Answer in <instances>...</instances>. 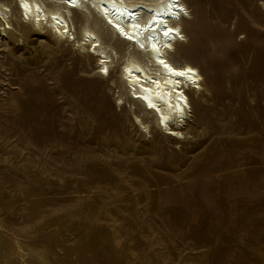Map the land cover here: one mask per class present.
<instances>
[{
	"label": "rangeland",
	"instance_id": "374dc122",
	"mask_svg": "<svg viewBox=\"0 0 264 264\" xmlns=\"http://www.w3.org/2000/svg\"><path fill=\"white\" fill-rule=\"evenodd\" d=\"M184 1L193 18L173 57L199 67L205 94L191 95L178 143L143 136L115 105L119 40L98 24L120 56L101 77L46 34L16 39L12 7L0 38V264H179L168 221L188 208L204 215L186 226V264H213L221 241L233 261L264 254V0ZM229 217L256 227L221 224Z\"/></svg>",
	"mask_w": 264,
	"mask_h": 264
},
{
	"label": "bare ground",
	"instance_id": "6f19581e",
	"mask_svg": "<svg viewBox=\"0 0 264 264\" xmlns=\"http://www.w3.org/2000/svg\"><path fill=\"white\" fill-rule=\"evenodd\" d=\"M12 7L23 26L22 33L12 34L16 39L25 40L28 32L46 34L55 44L69 45L92 59L98 76L102 77L109 75L110 67L114 66L113 56L116 55L118 61L120 56L112 42L101 37L99 24L109 32L112 41L119 40L124 52L118 67L124 91L115 98V105L128 111L137 130L147 138L152 130L175 143L190 138L186 125L191 118V95H203L205 88L196 64L185 56H181L180 61L173 57L178 46L186 48L188 41L183 23L193 18L184 0H0V38L13 30ZM74 15L82 17L78 27ZM217 191L221 197L226 194L222 186H218ZM261 193L258 190L254 194ZM198 198L204 199L202 196L193 199ZM191 200L182 196L181 205L188 207ZM261 212L260 206L256 214L262 215ZM175 215L172 212L169 215V230L172 237L178 236L179 264H186L183 259L190 256L185 248L194 246L185 234L186 226H193L197 217L204 214L188 208L182 210L178 218ZM221 224L252 226L246 219L230 217ZM174 227L179 231L177 234ZM170 244L174 246L173 242ZM236 252L231 242L221 241L212 252L213 264H260L264 259L263 254L247 261H233L232 254ZM202 253L206 258L212 257L208 250Z\"/></svg>",
	"mask_w": 264,
	"mask_h": 264
}]
</instances>
